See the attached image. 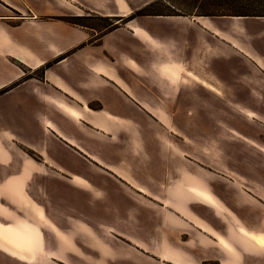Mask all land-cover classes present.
Wrapping results in <instances>:
<instances>
[{
  "label": "crops",
  "instance_id": "crops-1",
  "mask_svg": "<svg viewBox=\"0 0 264 264\" xmlns=\"http://www.w3.org/2000/svg\"><path fill=\"white\" fill-rule=\"evenodd\" d=\"M87 11L104 17L131 13L125 0H0V121L42 118L43 127L42 138L30 143L26 141L30 135L24 130L23 139L0 130V182L16 172L17 163L10 153L21 144L39 154L43 164L51 165L52 171L76 187L84 183L90 185L83 175L71 173L77 170L75 158H82L121 184L118 187L125 186L144 197L148 195L144 186L137 185L126 170L120 169L118 161L103 164L96 154L84 149L83 145L100 154L96 143L88 142L84 133H109L115 127L133 128L135 122L128 117L136 113L153 116L164 123L160 118L170 115L167 111L177 100L178 90L170 82L176 84L186 73L191 77L194 72L206 77L211 83L203 79L201 85L211 87L209 90L221 99L230 96L234 100L255 101L257 95L264 99V86L259 87L264 82L263 55L254 52L251 44H242V36L255 39V43L264 36L261 26L264 17L139 16L96 37L94 28L64 20L68 16L85 15ZM240 52L245 54L244 60L240 54L237 56ZM163 97L174 104L154 108L164 101ZM57 149L63 150L71 162ZM110 150L112 155L116 151ZM49 158L58 166L47 162ZM39 166L31 157L23 156L20 175L0 184V195L7 197L8 192L9 204L15 209L9 216L11 225L0 224V250L30 264L38 261V254L43 258L40 260L54 259L71 264L68 256H80L82 247L76 245L77 240L99 254L98 259L89 257L87 264H105L106 259H113L116 254L126 258L129 251H115L83 221L71 220L73 227L63 230L41 207L33 204L34 209L28 204L31 200L23 194V182L33 172L41 171ZM134 167L139 170L138 165ZM178 172L179 181L169 186L164 205L192 223L198 235L185 237V231L175 233L173 236L180 240L175 242L182 246L162 242L156 253L162 262L198 264L196 259L205 253L191 248V252L188 251L198 243L217 249L211 253L215 257L206 259L220 262L216 256L221 254V264H241L243 253L264 255V234L246 229L234 213L210 193L200 172L184 168H179ZM137 176L138 181L139 178L144 180L139 173ZM94 184L95 191L110 192L102 189L101 183ZM208 193L219 203L205 204L202 198L212 201ZM111 196L110 205L95 207L90 213L115 220L116 216L129 212L124 199ZM74 197L81 209L82 199L78 195ZM171 197L175 199L168 204ZM192 203L222 209L215 208L213 213L226 224L225 233L218 232L193 213L189 208ZM8 213L0 204V216ZM135 218L140 224L150 222L149 217L139 212ZM165 219L174 229L186 228L176 214L167 213ZM42 228L52 235L53 246L43 242ZM114 234L144 249L124 233ZM258 240L263 244L259 245ZM7 242L22 249L25 255L12 250Z\"/></svg>",
  "mask_w": 264,
  "mask_h": 264
},
{
  "label": "rangeland",
  "instance_id": "rangeland-1",
  "mask_svg": "<svg viewBox=\"0 0 264 264\" xmlns=\"http://www.w3.org/2000/svg\"><path fill=\"white\" fill-rule=\"evenodd\" d=\"M125 1L130 7V15H132L154 0ZM158 1L155 6L157 10L187 12L195 10V8H188L184 0ZM83 14L85 15H82L83 18L78 22L94 28L97 32L96 37L110 31L107 30L109 24L118 26L126 23L128 21L125 20L130 16H105L107 18H102L104 16L90 11ZM84 25L81 26L86 27ZM261 26L264 27V23ZM254 40L242 36V44H251L254 47V49L252 48L254 52L259 53V56L263 55L264 61V36L257 43ZM239 54L242 60L246 58L244 53H237V56ZM209 56L211 57L212 54L210 53ZM186 74H183L185 75L183 78L180 76V80L176 84L170 82V85L178 90L176 105L170 107L174 102H169L167 98L163 97L162 100L164 101L159 102L157 107H154H170L167 111L170 115L160 118L165 124L153 116L147 117L136 113L128 117L135 122L134 125L130 123L133 128L115 127L108 131L112 136L104 132L88 133V135L84 133L88 142L91 140L96 143L100 154L83 145L86 151L96 154L99 157L98 160L106 165L118 161L120 165L117 164L120 169L126 170L137 185L144 186L150 197L148 195L143 197L139 195V192L126 189L125 186L118 187L121 184L82 158H75L77 170L75 172L70 171L81 177L83 175V178L91 186L84 183L83 186L76 187L52 171L54 168L51 165L43 164L39 154L21 144H17L16 150L13 149V153H10L17 163L16 172H13L0 184L11 177L20 175L23 156H29L39 163L42 170L33 172L23 182V194L31 200L28 204L34 209V205L41 207V211L63 230L71 229L73 220H81L89 225L92 231L115 251L119 252L124 249L129 251L126 258L116 254L113 259H106L105 264H170L162 262L156 255L162 242L182 246L178 243L180 242L178 236H173L175 233L179 235L180 232L185 231L187 232L184 234L185 237L198 235L192 223L164 205L169 186L173 187L175 181H179V168L200 172L204 176L203 180L210 188V193H214L246 229L256 234H264V99H260L259 95L255 101L234 100L230 96L221 99L209 90L211 87L205 88L201 85L200 81L203 79L204 82L211 83L206 77L195 72L192 74L193 77ZM263 86L264 82H261L259 87L262 88ZM252 88L254 89L255 86ZM248 111L254 114L249 115ZM0 130L12 132L18 139L22 138L21 134L24 130L30 135V138L26 140L30 143L42 138V118H6L0 121ZM1 139L2 137H0V142ZM110 149H116L113 155ZM56 151L68 162H71L70 157L65 155L63 150L57 149ZM47 162L55 165L50 158ZM134 165H138L139 170ZM137 171L140 176L144 177V180L139 178L138 181ZM57 172L59 173V171ZM96 182L101 183L102 189H107L110 192L95 191L94 183ZM91 187L93 193L90 192ZM7 194L9 195L8 192ZM114 194L118 196L117 198L125 200L128 213H124L123 216H116L115 220L90 213L91 209L95 207L107 206V203L110 205L113 198L111 195L115 197ZM8 195L7 197L3 194L0 195V204L9 212V215L0 216V224L6 226L11 225L12 219L9 216L15 211L9 204L8 197L10 196ZM75 195L82 199L81 209L75 203ZM209 195L207 196L212 201L209 202L208 199L203 200L202 198L205 204L219 203L216 198L212 197L213 194ZM174 199L171 197L168 204H172ZM19 200L22 201L23 199L20 198ZM212 207L207 208L195 203L189 204L190 210L200 219L210 223L218 232L225 233L226 224L213 213L216 209H222L216 208L215 205ZM138 212L144 214L146 218L149 217L150 222L138 223L137 218H135ZM167 213L176 214L180 220L185 221L186 223L183 221L182 223L186 225V228L174 229L167 225L168 222L165 219ZM19 215L21 216L20 213ZM23 217L22 215L21 219L25 220ZM122 217H124L123 220ZM30 220L37 221L35 219ZM137 228H140V233L135 231ZM114 232L124 233L131 240L142 244L144 249L115 235ZM41 236L43 242H46L49 247L53 246L54 240L48 230L42 228ZM184 236L182 235V237ZM75 243L83 249L80 248V256H68L71 264H87L89 257L99 258V254L83 242L76 240ZM190 248L205 253L196 259L198 264H221L223 258L221 254L216 256V258L221 259L220 262L206 259L215 257L211 255L213 251L217 250L213 246L199 245L198 243L193 248H188V251L191 252ZM201 258L205 259L201 261ZM37 259L35 264H64L54 259L40 260L43 258L39 254ZM10 263L30 264L23 260H16L8 253L0 250V264ZM241 264H264V255L254 256L250 253H243Z\"/></svg>",
  "mask_w": 264,
  "mask_h": 264
},
{
  "label": "trees",
  "instance_id": "trees-1",
  "mask_svg": "<svg viewBox=\"0 0 264 264\" xmlns=\"http://www.w3.org/2000/svg\"><path fill=\"white\" fill-rule=\"evenodd\" d=\"M163 1V0H162ZM179 1V0H177ZM187 3L188 8L195 10L192 12L176 11V10H157L155 9L158 0H154L135 11L132 15L127 17L125 21H130L137 16H242V17H264V0H184ZM83 16H70L65 17L64 20L73 23L84 25L78 20H81ZM107 18V17H102ZM111 19V18H108ZM122 19V18H121ZM87 27V25H84ZM117 27L111 25L107 27V30H111Z\"/></svg>",
  "mask_w": 264,
  "mask_h": 264
},
{
  "label": "bare ground",
  "instance_id": "bare-ground-1",
  "mask_svg": "<svg viewBox=\"0 0 264 264\" xmlns=\"http://www.w3.org/2000/svg\"><path fill=\"white\" fill-rule=\"evenodd\" d=\"M259 245H262L263 242L261 240L256 241ZM7 245L14 251L18 252L19 254L25 255L24 251L20 248H18L17 246H15L14 244H10L7 242Z\"/></svg>",
  "mask_w": 264,
  "mask_h": 264
},
{
  "label": "flooded vegetation",
  "instance_id": "flooded-vegetation-1",
  "mask_svg": "<svg viewBox=\"0 0 264 264\" xmlns=\"http://www.w3.org/2000/svg\"><path fill=\"white\" fill-rule=\"evenodd\" d=\"M83 158H85V157H83ZM86 160H88L87 158H85ZM92 163V162H91ZM94 164V163H93ZM94 165H96V164H94Z\"/></svg>",
  "mask_w": 264,
  "mask_h": 264
}]
</instances>
